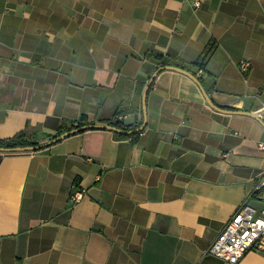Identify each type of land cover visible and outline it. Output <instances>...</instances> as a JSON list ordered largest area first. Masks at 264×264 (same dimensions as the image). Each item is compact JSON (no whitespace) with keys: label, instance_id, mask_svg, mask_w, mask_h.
<instances>
[{"label":"crops","instance_id":"0c3cea01","mask_svg":"<svg viewBox=\"0 0 264 264\" xmlns=\"http://www.w3.org/2000/svg\"><path fill=\"white\" fill-rule=\"evenodd\" d=\"M212 43L203 87L226 111L165 70L136 139L91 129L0 152V264H225L209 248L264 172V124L227 112L264 104V0H0V139L119 112L138 129L155 55L193 74Z\"/></svg>","mask_w":264,"mask_h":264},{"label":"built area","instance_id":"2783aa9c","mask_svg":"<svg viewBox=\"0 0 264 264\" xmlns=\"http://www.w3.org/2000/svg\"><path fill=\"white\" fill-rule=\"evenodd\" d=\"M249 68V61L240 63L244 74ZM203 73L204 69L199 68L196 76L202 78ZM254 113L264 120V104ZM123 118L124 115L119 112L111 123L122 124ZM259 147L264 151V143ZM83 196L84 191L76 189L70 197V203H78ZM251 251L264 254V172L247 200L237 209L209 248L210 254L223 259L225 264H239Z\"/></svg>","mask_w":264,"mask_h":264},{"label":"water","instance_id":"95a60500","mask_svg":"<svg viewBox=\"0 0 264 264\" xmlns=\"http://www.w3.org/2000/svg\"><path fill=\"white\" fill-rule=\"evenodd\" d=\"M165 70L178 71V72H181V73H184V74H187V75L193 77L192 74H190L187 70H185L182 67H178V66H174V65H164V66L159 67L155 71V73L151 76L149 83H148V85L144 91V94L142 97L144 121H143V124L138 129L126 130V129H121V128H118L116 126L110 125V124H106V125H102V124H100V125H94V124L93 125H83V126L74 128L68 132H65L59 136H56V137H54V138H52L46 142H39V143L31 145V146L17 147V148H13V149L0 148V152H35V151H39L41 149L48 148V147L60 142L61 140L65 139V138H67L73 134L80 133V132L87 131V130H91V129H104V130H109V131H112L114 133H118V134H122V135H126V136L141 133L146 128V125H147V106H146V103H147L148 92H149L150 87L152 86L154 80L156 79L157 75L160 72L165 71ZM197 82H198L199 86L201 87L202 92H203L208 104L216 110H219L222 112L226 111V110L222 109L220 106H218V104H216V102L210 97L208 92L205 90L202 83L198 80H197ZM227 112L252 116V117L260 120L264 124L262 119L254 112L242 111V110H240V111H227Z\"/></svg>","mask_w":264,"mask_h":264},{"label":"trees","instance_id":"16d2710c","mask_svg":"<svg viewBox=\"0 0 264 264\" xmlns=\"http://www.w3.org/2000/svg\"><path fill=\"white\" fill-rule=\"evenodd\" d=\"M215 49H216V45L214 43L207 46L193 65L197 66L198 69L199 68L205 69V67H206L208 61L210 60V58L212 57ZM155 58L161 61L162 66H164V65H174V66H178V67L183 66L180 62H177L176 60H171V59L164 60V57L161 55H155ZM192 76L196 80L200 81L202 83V85L205 84V82L203 81V78L197 77L196 73H193ZM151 88H152V86L150 87V89ZM83 125H88V122L82 120V121L77 122V123H71V124L64 123L60 127V129L58 130L57 134L55 136H52L51 138L59 136L65 132H68L74 128H77V127H80ZM110 125H113V126H116L118 128L127 130V128L121 123H110ZM80 133H82V132H80ZM114 134L117 138H120V139H129V138L136 139L140 135V133L130 135V136H126V135H122V134H118V133H114ZM41 137H42V135L39 132H36L33 135H29L25 131H22V132L18 133L16 136H14L13 138L0 139V148L13 149V148H17V147L31 146V145L39 143ZM51 138H49V139H51ZM8 153H13V152H8Z\"/></svg>","mask_w":264,"mask_h":264}]
</instances>
